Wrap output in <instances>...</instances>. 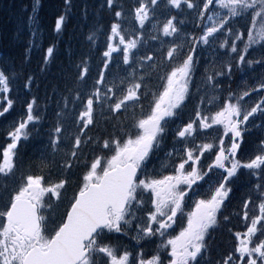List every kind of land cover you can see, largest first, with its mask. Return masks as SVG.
Instances as JSON below:
<instances>
[{"label":"snow or ice","instance_id":"snow-or-ice-1","mask_svg":"<svg viewBox=\"0 0 264 264\" xmlns=\"http://www.w3.org/2000/svg\"><path fill=\"white\" fill-rule=\"evenodd\" d=\"M72 7L63 0L57 34ZM98 10L111 13L107 28L89 30L88 51L43 103L36 73L0 66V117L24 109L0 157V264H264V0H102ZM56 52L46 48L41 74ZM33 133L46 143L23 171Z\"/></svg>","mask_w":264,"mask_h":264},{"label":"trees","instance_id":"trees-1","mask_svg":"<svg viewBox=\"0 0 264 264\" xmlns=\"http://www.w3.org/2000/svg\"><path fill=\"white\" fill-rule=\"evenodd\" d=\"M40 7L38 15V33L40 40L37 41L38 47H33L31 52L30 61H26V48L29 46V42L32 40L30 31L27 27L23 29H16L10 25H4L0 27V47L7 52L9 62L11 66L17 69H23L26 73H36L41 87L39 90H34V95L39 98V101L43 103L45 100L46 91L51 89L52 85H47L49 77H57L60 69H65L71 72V61L83 53L88 51L89 45L86 41V35L90 29L95 28L98 24H102L107 28L109 22L112 19V15L108 11L101 13L98 10V5L102 0H95V4L92 3L89 6V15L85 18L82 15V7L84 0H73V7L70 10V14L66 20V27L60 34H57L54 30L55 18L57 14L63 12V0H39ZM133 0H127V3L131 4ZM83 3V4H81ZM34 0H0V24L4 18L10 21H16L19 16L31 14ZM96 10V14H93ZM131 21V17H129ZM131 26V24L129 25ZM19 33V35H17ZM103 38L100 41V48L103 47ZM56 44L57 52L56 58L51 66V71L47 74H41L39 72L40 63L43 59L46 48ZM72 52V57H69V51ZM95 62H99L98 51L94 53ZM23 107L21 114L18 117V121L23 117ZM10 115L6 117H0V157H2V149L8 142L6 135L7 131L15 123L13 121L6 122L5 119H9ZM42 138V139H41ZM41 145H45L46 137H37L35 133L32 137L24 142L21 148L22 159H29L32 161V153H36L39 142ZM29 170L24 168L23 171Z\"/></svg>","mask_w":264,"mask_h":264},{"label":"bare ground","instance_id":"bare-ground-1","mask_svg":"<svg viewBox=\"0 0 264 264\" xmlns=\"http://www.w3.org/2000/svg\"><path fill=\"white\" fill-rule=\"evenodd\" d=\"M83 3H87L88 5L92 4V3H96L95 0H84ZM81 3V4H83ZM101 13H104V11H102ZM30 14H26V15H22V16H19L17 18L16 21H10L9 19H6L4 18L2 21V23L0 24V27H3L4 25H10L16 29H23L24 27H26V21H27V18ZM49 81H48V84L47 85H52L53 83H56L58 81H56L55 77H49L48 78ZM42 86V85H41ZM32 171H35V166L33 165L32 166Z\"/></svg>","mask_w":264,"mask_h":264},{"label":"flooded vegetation","instance_id":"flooded-vegetation-1","mask_svg":"<svg viewBox=\"0 0 264 264\" xmlns=\"http://www.w3.org/2000/svg\"><path fill=\"white\" fill-rule=\"evenodd\" d=\"M237 228L236 230H242V225L239 224V222H236ZM158 243V242H157ZM223 245L227 246V248L231 247V239L229 236L225 237V240L223 241ZM154 246H148L147 248L144 249L145 255L147 256L153 249Z\"/></svg>","mask_w":264,"mask_h":264},{"label":"rangeland","instance_id":"rangeland-1","mask_svg":"<svg viewBox=\"0 0 264 264\" xmlns=\"http://www.w3.org/2000/svg\"><path fill=\"white\" fill-rule=\"evenodd\" d=\"M243 79L244 80H248L249 79V77L247 76V75H245L244 77H243ZM241 80V77H240V74H237V77H236V82H239ZM234 87H235V82H234V85H233ZM17 87H19V85L17 84ZM6 120L7 121H10V117H9V119H5L4 121L6 122ZM252 146V145H251ZM255 148H254V150H251V148L249 149V155H251L253 152H255ZM41 151V150H40ZM39 154H40V152L38 151L37 152V154H36V156L34 157L35 159L36 158H38V156H39ZM246 154H248V151H246Z\"/></svg>","mask_w":264,"mask_h":264}]
</instances>
